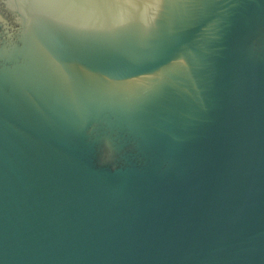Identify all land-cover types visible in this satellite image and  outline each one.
<instances>
[{
	"label": "water",
	"instance_id": "95a60500",
	"mask_svg": "<svg viewBox=\"0 0 264 264\" xmlns=\"http://www.w3.org/2000/svg\"><path fill=\"white\" fill-rule=\"evenodd\" d=\"M0 264H264V0H0Z\"/></svg>",
	"mask_w": 264,
	"mask_h": 264
}]
</instances>
